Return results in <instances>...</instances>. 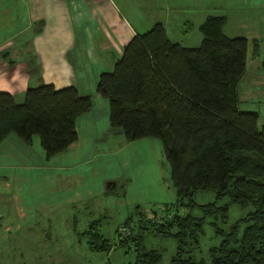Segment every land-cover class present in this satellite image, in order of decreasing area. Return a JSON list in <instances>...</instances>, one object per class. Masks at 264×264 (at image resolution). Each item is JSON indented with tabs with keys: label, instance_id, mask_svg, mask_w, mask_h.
<instances>
[{
	"label": "trees",
	"instance_id": "16d2710c",
	"mask_svg": "<svg viewBox=\"0 0 264 264\" xmlns=\"http://www.w3.org/2000/svg\"><path fill=\"white\" fill-rule=\"evenodd\" d=\"M226 21L223 14L207 15L197 45L171 39L156 21L132 35L113 69L98 76L95 90L108 100L109 124L129 141L160 140L176 194L152 215L135 204L117 226V245L135 254L129 264H161L162 253L144 245L143 229L175 239L168 264H264V125L258 110L240 107L249 40L227 35ZM252 44L255 55L258 39ZM92 103L72 84L30 85L20 101L0 90V143L14 134L30 144L36 135L47 158L61 153L77 139L76 119ZM202 189L214 190V199L197 203L193 196ZM231 203L249 209L224 229L216 221H226ZM206 217L221 239L208 246L207 257L196 258ZM100 224L90 220L81 233L88 249L107 253L113 242Z\"/></svg>",
	"mask_w": 264,
	"mask_h": 264
},
{
	"label": "rangeland",
	"instance_id": "374dc122",
	"mask_svg": "<svg viewBox=\"0 0 264 264\" xmlns=\"http://www.w3.org/2000/svg\"><path fill=\"white\" fill-rule=\"evenodd\" d=\"M91 1L105 6L91 9L95 5L92 2L85 6L93 12L94 18L88 20L92 27L107 26V6L114 5L138 31L161 21L169 37L183 45L200 42L198 24L207 15H225L224 32L229 36H246L249 40L247 69L238 83L240 107L258 110V125H264V0ZM254 37L258 39V48L251 55ZM15 98L20 101L23 94L17 93ZM103 100L108 102L105 97ZM99 108V122H103V110ZM97 128L100 132L94 135L90 128V134L82 136L73 150L49 158L44 155L36 135L37 141L23 147L24 150L8 142L7 155H13L14 159L0 157V264H129L134 261V251L117 245L116 228L137 203L152 215V211L160 213L164 203L175 201L169 165L158 138L129 141L119 128L111 129L108 123ZM10 136L9 141L19 140L14 134ZM24 152L26 157L18 156ZM23 157L26 158L24 165L20 162ZM111 179L116 184L109 190L106 183ZM214 196V190L202 189L193 197L197 203H204ZM226 200L224 197L220 202ZM248 209L249 206L241 208L231 203L226 221L218 219L217 225L228 229ZM193 213L200 215L201 211L195 207ZM97 218H100L101 230L113 242L107 253L88 249L81 233L90 220ZM210 220L205 218L199 246L193 251L196 258L207 257L208 246L221 239ZM5 225L11 229L4 230ZM143 230L144 245L158 249L162 253L160 263L168 264L176 248L175 239Z\"/></svg>",
	"mask_w": 264,
	"mask_h": 264
},
{
	"label": "crops",
	"instance_id": "0c3cea01",
	"mask_svg": "<svg viewBox=\"0 0 264 264\" xmlns=\"http://www.w3.org/2000/svg\"><path fill=\"white\" fill-rule=\"evenodd\" d=\"M91 2L0 0V90L15 96L23 94L30 85L52 83L61 88L72 84L80 94L92 97L91 108L76 119L77 139L69 144L67 152L76 147L82 136L90 134V128L95 135L99 125L109 124L108 102L95 90L98 76L102 71H111L127 39L142 32L130 25L114 5H106L107 26L92 27L88 20L94 18L93 12L85 7ZM92 3L95 5L91 9L105 7ZM99 106L103 122H99ZM34 136L32 144L37 141ZM10 138L0 143V157L8 160L14 159L7 155L8 142L19 145L20 150L28 147L21 140L9 141ZM37 139L39 142L38 136ZM22 155L26 157L25 152L18 156ZM24 157L20 159L22 165ZM10 229V225H5L4 230Z\"/></svg>",
	"mask_w": 264,
	"mask_h": 264
},
{
	"label": "water",
	"instance_id": "95a60500",
	"mask_svg": "<svg viewBox=\"0 0 264 264\" xmlns=\"http://www.w3.org/2000/svg\"><path fill=\"white\" fill-rule=\"evenodd\" d=\"M115 184H116V181L111 179V180L107 181L106 186L109 189V188H113L115 186Z\"/></svg>",
	"mask_w": 264,
	"mask_h": 264
}]
</instances>
